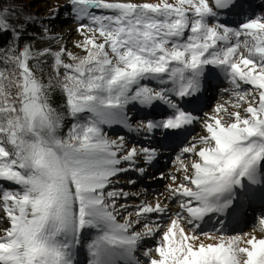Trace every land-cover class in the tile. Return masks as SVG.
Listing matches in <instances>:
<instances>
[{
  "label": "snow or ice",
  "instance_id": "snow-or-ice-1",
  "mask_svg": "<svg viewBox=\"0 0 264 264\" xmlns=\"http://www.w3.org/2000/svg\"><path fill=\"white\" fill-rule=\"evenodd\" d=\"M260 7L65 0L41 16L0 0V264H81V249L85 264H264V210L259 236L231 228L264 206ZM61 11L78 51L54 30ZM214 75L230 99L205 112ZM113 125L124 133L111 137ZM173 144L175 171L158 177L169 203H128L139 193L119 177L147 176Z\"/></svg>",
  "mask_w": 264,
  "mask_h": 264
},
{
  "label": "rangeland",
  "instance_id": "rangeland-1",
  "mask_svg": "<svg viewBox=\"0 0 264 264\" xmlns=\"http://www.w3.org/2000/svg\"><path fill=\"white\" fill-rule=\"evenodd\" d=\"M38 4H43V7H39L36 9L35 12H38L41 16L47 14V10L49 7H52L56 4H63L65 0H37ZM134 2L141 3V2H157V0H134ZM248 5H251L252 8L255 9L257 13H260L262 11L260 5H261V0H245V7L247 8ZM243 17L232 14L227 17V20L233 25H237ZM76 24L70 20V19H65L64 12H60L59 18L55 22V28L54 30L56 32H59L63 34L64 37V42L67 44V47L71 51H78L73 48V43L77 39H79L78 33L75 31ZM70 31V32H69ZM67 32V33H66ZM154 86V85H152ZM227 87V84L223 82L222 78L217 80V81H212L211 84L208 88V90L205 93L203 103L205 107L203 108V111L205 112H210L212 109V106H214L217 102H223L227 101L230 99L228 95L223 93L222 89ZM138 107V106H137ZM132 112H136V109L133 108L131 109ZM143 116V113H137L136 119H140ZM105 130L108 132V134L115 138L117 135H121L124 133L125 130H123L120 126L113 125L111 127L105 126ZM197 134H202V130L199 124L194 125L190 135H197ZM129 142H132V137H128ZM179 148L177 147L176 144H173V146L167 150L165 155L161 156L159 159L164 160L165 162H161V165L157 168L156 165L154 167L150 168L148 170V175L141 177L138 175L136 172H128L126 174H123L119 177L121 185L124 186L125 191H129L132 193H139L138 198L133 197L130 198L127 202L130 204H138L140 201H148L149 203H155L157 200H160L163 203H169L166 201L164 198L165 196L168 195L166 191V185L170 183V180L168 179H159V174L161 172H169V171H175V165L172 163V160L174 157L178 154ZM159 162V161H158ZM166 169L168 171H166ZM156 177V178H153ZM128 180H135L136 183L135 185H127ZM134 202V203H132ZM170 207L175 210L176 205L175 204H170ZM132 209H130L131 211ZM261 211L259 210H253L250 215L249 219L245 221L242 225H237V227H233L231 224V228H233L236 231H243V232H250L254 231V234L260 235L259 228L256 227L254 229V224L256 223V218L257 215ZM126 215V214H125ZM155 218V217H153ZM118 219L122 221V218L118 217ZM164 221L167 220V217H161ZM207 229L205 231H210L212 224H206ZM139 230V229H137ZM96 235L95 230H90L86 236H85V241H89L92 237ZM158 240V238H157ZM156 243L155 240H147L145 241V247H152ZM143 249H141L142 251ZM85 254H86V249H85ZM86 260V255H84L82 259V263L84 264V261Z\"/></svg>",
  "mask_w": 264,
  "mask_h": 264
},
{
  "label": "bare ground",
  "instance_id": "bare-ground-1",
  "mask_svg": "<svg viewBox=\"0 0 264 264\" xmlns=\"http://www.w3.org/2000/svg\"><path fill=\"white\" fill-rule=\"evenodd\" d=\"M70 32V31H69ZM67 33V32H66ZM212 81H217V80H219V79H217L216 78V76L214 75L213 77H212V79H211ZM111 127V126H110ZM170 149V148H169ZM167 152V151H166ZM159 161V162H158ZM161 162L163 163V162H165L164 160H161V159H158L157 161H156V163L154 164V165H156L157 166V168H155V170L156 169H158V167L161 165ZM154 167V166H153ZM166 171H168L167 169H166ZM119 180H123L122 178L121 179H119ZM132 203H134V202H132ZM253 210H259V211H262V210H264V206H262V204H261V202L259 201V199H257V200H255L254 202H253V204L251 205V207H248L247 208V210H246V212L244 211V210H240L239 212H237L236 214H235V218L233 219V223H232V225H233V227H237V225L239 226V225H242L245 221H247L248 219H249V215H250V213L253 211ZM215 221L213 220L212 222H210L209 224H213ZM4 225L2 224V223H0V227H3ZM205 229H207V226H206V224L204 225V230ZM259 234H261L260 233V231L258 232ZM90 240V239H89ZM84 255H86L85 254V249H81V255H80V260H81V263H82V259H83V257H84ZM84 264H85V261H84Z\"/></svg>",
  "mask_w": 264,
  "mask_h": 264
},
{
  "label": "trees",
  "instance_id": "trees-1",
  "mask_svg": "<svg viewBox=\"0 0 264 264\" xmlns=\"http://www.w3.org/2000/svg\"><path fill=\"white\" fill-rule=\"evenodd\" d=\"M37 0H24V3L29 5V8L31 11L35 12L36 9H38L39 7H43L41 4H38V2H36ZM57 102L62 104L63 100L60 99L59 94L57 95Z\"/></svg>",
  "mask_w": 264,
  "mask_h": 264
}]
</instances>
